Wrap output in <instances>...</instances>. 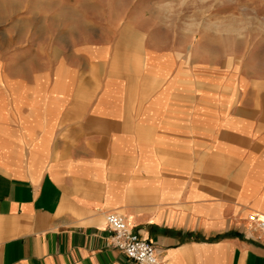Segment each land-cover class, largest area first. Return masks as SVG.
<instances>
[{
  "label": "crops",
  "instance_id": "crops-1",
  "mask_svg": "<svg viewBox=\"0 0 264 264\" xmlns=\"http://www.w3.org/2000/svg\"><path fill=\"white\" fill-rule=\"evenodd\" d=\"M163 13L0 0V264H134L109 213L161 264H264L258 62Z\"/></svg>",
  "mask_w": 264,
  "mask_h": 264
},
{
  "label": "rangeland",
  "instance_id": "rangeland-1",
  "mask_svg": "<svg viewBox=\"0 0 264 264\" xmlns=\"http://www.w3.org/2000/svg\"><path fill=\"white\" fill-rule=\"evenodd\" d=\"M126 1L131 5L133 0ZM140 2L148 9L153 7L164 10L163 14L158 15L165 23L166 18H170L172 14L177 22L190 16L192 21L197 23L210 21L217 15L226 37L232 36L231 33L240 36L243 61L246 64L252 59L258 62L259 75L264 77V0H140ZM169 5L174 7L173 11L165 14V10L168 9L165 7Z\"/></svg>",
  "mask_w": 264,
  "mask_h": 264
},
{
  "label": "built area",
  "instance_id": "built-area-1",
  "mask_svg": "<svg viewBox=\"0 0 264 264\" xmlns=\"http://www.w3.org/2000/svg\"><path fill=\"white\" fill-rule=\"evenodd\" d=\"M248 219L258 230H264V220L257 214L249 216ZM106 222L112 234V246L123 252L134 264H161L156 247L134 233L124 216L109 213L106 215Z\"/></svg>",
  "mask_w": 264,
  "mask_h": 264
}]
</instances>
